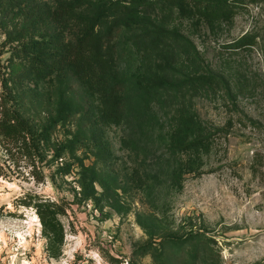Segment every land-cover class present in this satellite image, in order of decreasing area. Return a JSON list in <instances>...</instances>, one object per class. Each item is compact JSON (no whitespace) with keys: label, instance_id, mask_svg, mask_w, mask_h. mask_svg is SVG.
I'll return each instance as SVG.
<instances>
[{"label":"rangeland","instance_id":"rangeland-1","mask_svg":"<svg viewBox=\"0 0 264 264\" xmlns=\"http://www.w3.org/2000/svg\"><path fill=\"white\" fill-rule=\"evenodd\" d=\"M224 1L234 16L213 27L181 22L162 4L145 11L184 33L203 65L167 56L164 80L179 86L197 72L222 75L225 87L213 91L143 104L136 80L148 76L137 33L117 32V68L132 98L121 122L101 132L105 155L83 122L93 100L70 73L19 79L14 103L49 139L42 160L0 144V264H154L165 256L168 264H264V0ZM52 6L0 0V77L19 73L16 48L58 33L46 13ZM180 108L212 134L210 151L193 157L198 176L179 177L188 158L169 144ZM28 194L63 207L58 258L46 250L34 207L22 203Z\"/></svg>","mask_w":264,"mask_h":264},{"label":"trees","instance_id":"trees-1","mask_svg":"<svg viewBox=\"0 0 264 264\" xmlns=\"http://www.w3.org/2000/svg\"><path fill=\"white\" fill-rule=\"evenodd\" d=\"M53 6L47 10L50 21L60 29L58 33L42 35L16 48V57L21 69L14 77H0V144L17 146L30 158L43 159V149L48 144V130L39 127L36 120L24 114L15 104L16 83L28 78L34 83L49 82L70 73L93 100L89 111L82 115L92 141L105 155L108 146L101 137L103 128L119 124L132 94H128L126 82L117 68V45L115 37L120 29L136 32L139 52L148 78L136 80V91L143 104L159 102L172 94L180 97L186 91H213L225 87L222 75L197 72L195 76L179 86L166 82L167 69L172 64L167 56H182L196 69L203 67L192 41L179 29L153 22L145 11L162 4L175 11L181 22L206 24L213 27L231 20L234 8L224 0H51ZM62 33L68 35L66 39ZM156 57L155 62L151 58ZM197 71V70H196ZM204 72V71H203ZM12 82L14 86L8 83ZM211 133L202 129L197 115L189 108L176 111L170 128L169 144L172 150L186 156L182 173L200 175L193 168L194 158L210 151ZM23 204L34 207L46 239V250L50 257L58 258L64 239L63 224L59 215L64 213L61 204L37 195H27ZM154 264H168L167 257H160Z\"/></svg>","mask_w":264,"mask_h":264},{"label":"built area","instance_id":"built-area-1","mask_svg":"<svg viewBox=\"0 0 264 264\" xmlns=\"http://www.w3.org/2000/svg\"><path fill=\"white\" fill-rule=\"evenodd\" d=\"M40 225V224H39Z\"/></svg>","mask_w":264,"mask_h":264}]
</instances>
